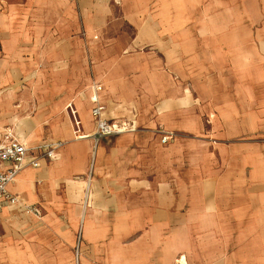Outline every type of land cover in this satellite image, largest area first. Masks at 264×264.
<instances>
[{"label": "crops", "instance_id": "obj_1", "mask_svg": "<svg viewBox=\"0 0 264 264\" xmlns=\"http://www.w3.org/2000/svg\"><path fill=\"white\" fill-rule=\"evenodd\" d=\"M250 3L262 5L0 0V140L8 129L30 147L63 142L55 159L17 174L8 189L20 203L0 212L45 205L44 218H56L51 248L39 240L48 262L264 264V88L248 77L254 35L236 30L251 25L237 18ZM25 58L42 60L53 84L33 104L45 109L22 116L14 102L27 108L34 97L12 80L38 73ZM83 58L94 77L80 95L68 82ZM96 83L105 120L134 131L95 144ZM14 242L0 239V264H30L8 262L23 253Z\"/></svg>", "mask_w": 264, "mask_h": 264}, {"label": "rangeland", "instance_id": "obj_2", "mask_svg": "<svg viewBox=\"0 0 264 264\" xmlns=\"http://www.w3.org/2000/svg\"><path fill=\"white\" fill-rule=\"evenodd\" d=\"M262 2L261 8H258V6L254 3H250L249 7L245 9L243 5L239 4L240 6V12L237 16L238 19L247 18L248 21L251 24L249 28L243 26L236 27V30L239 32V34H246L247 30L250 34L254 35L255 38V52H256V58L253 60V63L251 64V73L248 77L250 80H253L254 83L258 86V89L264 88V59L260 58L258 55V51L263 50V43L264 42V0H260ZM115 20L121 19V13L119 10H115L114 12ZM121 29H124L127 33L131 34L132 31L130 28H128L125 24L121 26ZM79 35L83 36V40H85L84 32L79 31ZM94 39H97V36H94ZM86 42L81 44L82 50L85 52L88 50V46ZM18 61V60H17ZM21 62V60H19ZM23 61L27 64L29 62H32L33 68L38 72L34 76H29L27 74H22L18 76V78H13L11 84H18L17 90L19 94L21 95L24 93V91L30 90L31 95H33L34 100H32V106L24 108L21 107V98L16 100L14 102V106L16 107L17 113L19 115H25L26 113H32V112H38L42 111L45 108L41 106H34V102H40L45 95L49 92L47 91V86L52 83L51 78L49 77L48 73V67L45 66L42 60L36 59V58H25ZM18 64V62H17ZM15 63V66L17 65ZM30 66V65H29ZM77 66V76L76 80L73 78V80L69 81L68 83H71L72 81L76 85V92L78 94H82L86 91L87 85H88V79H91L94 77L93 71H92V65L88 61V59H79ZM250 67V65H249ZM31 68V70L33 69ZM13 73V71H11ZM11 75V74H10ZM246 74H243V72L240 74V76L244 77ZM247 76V75H246ZM70 79V78H69ZM53 84V83H52ZM10 87V86H9ZM52 93V92H50ZM55 97V94H51ZM87 107V106H86ZM40 205L43 206V211H41L40 215H37L36 217H40L41 219H35L29 216L30 214L22 213L21 211L13 208H6L0 212V239H3L5 237L11 236L14 239H18L19 243L14 242V244H18L19 247H23V253L21 252L20 257L17 258H11L8 262H30V264H54L53 262H48V257L42 256L40 251V239H43V242L46 240V248L50 249L51 241L53 240V234L50 230L53 222L55 223L56 218L55 216H52L51 219L44 218L48 210L45 207L44 204ZM32 218V219H31ZM35 221L30 222L29 224L23 223V221H29L33 220ZM35 222V223H33ZM39 223H41L39 225ZM33 228L30 232L29 229ZM30 233V234H29ZM20 237H23L25 240L24 244L20 241ZM50 240V241H49ZM42 242V241H41ZM44 246V244H43ZM49 254V253H46ZM46 258V259H45ZM47 262H44L46 261Z\"/></svg>", "mask_w": 264, "mask_h": 264}, {"label": "built area", "instance_id": "obj_3", "mask_svg": "<svg viewBox=\"0 0 264 264\" xmlns=\"http://www.w3.org/2000/svg\"><path fill=\"white\" fill-rule=\"evenodd\" d=\"M101 90V85L97 83L92 85L90 100L93 103L92 115L96 124L95 131L92 134L95 144L104 137L135 130V126L131 123L108 122L105 120L103 117L104 106L101 104L99 95ZM169 138V135H165L162 137V141L166 142ZM62 146L63 142L55 141L44 142L30 147L18 140L11 130H5L3 139L0 140V206L6 203L12 205L19 204L18 197L10 193L8 189L9 184L14 181L17 174L26 166L38 168L41 159H55ZM28 153H31L33 156L27 161ZM25 212L34 215L41 214L40 209L33 206H25ZM176 264H183L181 258L176 260Z\"/></svg>", "mask_w": 264, "mask_h": 264}, {"label": "bare ground", "instance_id": "obj_4", "mask_svg": "<svg viewBox=\"0 0 264 264\" xmlns=\"http://www.w3.org/2000/svg\"><path fill=\"white\" fill-rule=\"evenodd\" d=\"M187 264H188V262H187Z\"/></svg>", "mask_w": 264, "mask_h": 264}]
</instances>
